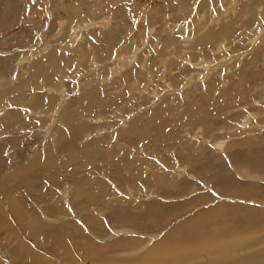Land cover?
I'll return each mask as SVG.
<instances>
[{
    "label": "rangeland",
    "instance_id": "1",
    "mask_svg": "<svg viewBox=\"0 0 264 264\" xmlns=\"http://www.w3.org/2000/svg\"><path fill=\"white\" fill-rule=\"evenodd\" d=\"M208 239L264 261V0H0V264Z\"/></svg>",
    "mask_w": 264,
    "mask_h": 264
},
{
    "label": "bare ground",
    "instance_id": "2",
    "mask_svg": "<svg viewBox=\"0 0 264 264\" xmlns=\"http://www.w3.org/2000/svg\"><path fill=\"white\" fill-rule=\"evenodd\" d=\"M209 215V214H208ZM205 229L208 227L207 224H205ZM174 233V232H173ZM215 234V233H214ZM176 236V234H175ZM211 236V235H210ZM168 238V237H167ZM170 238V237H169ZM176 239V237L174 238ZM215 239V238H214ZM212 239H208V240H204V242H208L206 245V249H204V252H209L210 250H212L213 248H217L218 245H222V244H215L214 240L213 243L211 242ZM164 241V240H163ZM193 241V240H192ZM217 243V242H216ZM163 243L159 244L158 245V249L161 248L163 251L162 252H158V249H157V253H150L146 256L145 255V259H141L139 256V259L137 258H134L135 259V263L134 264H189L187 262V259L190 257V256H201L199 254V251L197 250H194V249H186L185 252L182 251V250H176V251H172L171 248L168 249V247H170L171 245V242L169 243V245H167L166 243L164 244L165 248L163 249ZM228 244V243H227ZM242 247H247L249 244L252 245L253 247L257 245V241L255 240H249L247 242H245L244 244L239 243ZM201 245V244H200ZM187 246V245H186ZM228 246V245H226ZM237 243L234 244L233 246H230L229 248H226L224 247V249L221 251L220 248H217L216 251H217V256H215L213 254V256H215L214 258H212L211 260H209L207 262V260H202L199 264H222L220 263L222 259H224V257L226 256H229V255H234L235 253L239 252L238 248H240L239 246L237 247ZM202 247V245L200 246V248ZM187 248V247H186ZM203 249V247H202ZM243 250V249H242ZM153 251V250H152ZM203 251V250H202ZM215 251V252H216ZM214 252V253H215ZM148 253V252H147ZM182 253V254H181ZM220 253H224V254H220ZM258 255V254H257ZM260 255V254H259ZM212 256V255H211ZM254 256V255H253ZM253 256H237L235 258V260L233 261H230V262H225L223 264H264V261H260L258 262ZM264 256V255H263ZM247 257V258H246ZM157 259H164L163 262L159 263L157 261ZM231 260V259H230ZM229 261V260H228Z\"/></svg>",
    "mask_w": 264,
    "mask_h": 264
}]
</instances>
